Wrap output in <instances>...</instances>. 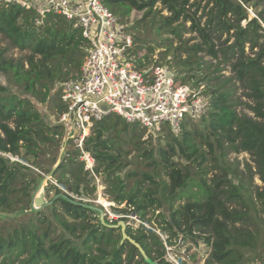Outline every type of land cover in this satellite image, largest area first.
<instances>
[{"label":"trees","instance_id":"16d2710c","mask_svg":"<svg viewBox=\"0 0 264 264\" xmlns=\"http://www.w3.org/2000/svg\"><path fill=\"white\" fill-rule=\"evenodd\" d=\"M101 1L123 20L132 9L143 11L144 16L158 14L160 10L155 9V3L160 2L169 15L152 17V24L157 23L159 32L165 30L177 39H181V31L185 30L183 23H191L189 29L197 33L200 41L191 45L183 41L184 45L171 50V61L164 64L155 60L154 63L169 68L176 65L179 68L176 74L182 70L188 72L182 77L185 82L197 77L191 86L207 96V109L198 125L194 124L198 120L189 121L190 125L185 123L177 134L164 127L167 128L164 145L143 147L140 137L135 135L137 161H143L152 173L143 171L127 192L126 183L118 175L125 167L122 146L128 131H134L138 125L127 123L115 114L106 116L93 125L84 141V149L94 158L93 172L114 181L113 201L121 204L128 200L141 219L146 208L158 211L168 203L169 219L157 213L166 224L162 230L170 236L181 232L183 240L196 244L201 241L209 246L204 264H247L263 260L259 253L247 259L245 251L255 249L264 228L260 215L264 213V5L259 0L252 3L251 0ZM200 2H204L203 23L200 22L202 15L195 17V11L190 9L192 6L198 9ZM254 4L261 9L258 17L249 19L247 9ZM224 34L225 39L216 48L213 39H220ZM230 38L233 39L229 43ZM0 39L6 41L5 46H0V71L9 72L23 91L43 103L48 101L55 83L76 76L84 55V39L70 22L58 15H48L36 26L32 12L17 6H0ZM246 44L251 54L245 53ZM132 47L129 55L142 66ZM10 48L28 51L24 58L27 68L23 59L6 57ZM178 50L186 53L184 59ZM203 51L217 60L212 72L220 71L219 64L229 62L233 75L221 80L219 75H210L211 72L202 74L198 53ZM205 78L218 81L199 85ZM232 79L243 88V96L251 103L234 95L236 85ZM242 104L251 115L237 110ZM59 127L44 122L31 100L0 87V212H29L17 225L0 231V262L148 264L137 248L123 239L121 226H114L117 220L112 221L113 224L106 219L102 221L91 203L61 191L52 183L48 188H53L55 194L45 205L46 211H35L31 207L32 171L6 154L22 159L37 158L40 146L56 142ZM229 151L250 154L261 186L254 191L247 187L243 181L247 174L243 176L237 166L227 164ZM75 152L78 155V151ZM66 154L68 157L56 165L52 176L57 174L58 184L72 180L73 185L68 189L80 196L86 192L89 173L72 152L66 151ZM174 157L186 164L182 165ZM210 168L220 172L208 177ZM125 177L134 178L136 174L131 172ZM144 182L149 186L143 189ZM80 184H83V192L79 190ZM93 191L94 186L90 192ZM184 197L186 202L174 208V200ZM124 232L143 248L151 264H172L165 259L163 242L151 229L125 225Z\"/></svg>","mask_w":264,"mask_h":264},{"label":"rangeland","instance_id":"374dc122","mask_svg":"<svg viewBox=\"0 0 264 264\" xmlns=\"http://www.w3.org/2000/svg\"><path fill=\"white\" fill-rule=\"evenodd\" d=\"M198 2L199 0H189V3ZM257 0H251V3ZM261 1L262 5H264V0ZM203 6L204 2H200V6L196 9L195 6L190 7L192 11H195V17L200 18V22L203 23L205 20V16H203ZM155 9L160 10L158 14H154L151 16H144L143 11H137L132 9L127 15L124 17L125 24L128 26L133 38V47L136 55H139L140 60L147 66H150L154 63L155 60H158L160 63H164L170 59H172L173 53L171 50L176 49L178 46L184 45L183 41H186L188 45H191L194 42H199L200 39L197 36L195 31H191L189 29L191 23L189 21L184 22L185 30L181 31V39H177L172 33L167 32L165 30L158 31L156 29L157 23L154 25L152 24V17H159L158 15L168 16L169 12L162 8L160 2L155 3ZM260 7L254 4L253 6L248 7V18L258 17V12L260 11ZM207 8H205V11ZM159 19V18H158ZM179 19L178 22H180ZM262 21V20H260ZM176 22V23H178ZM175 23V24H176ZM244 23V21H242ZM71 24V23H70ZM225 39V34L220 37V39L214 38V43L216 44V48L219 46V42ZM233 38H230L229 43L232 42ZM170 43V45H169ZM228 43V44H229ZM6 41L0 39V46H5ZM170 50V53H165V51ZM257 48H254L253 51H256ZM178 54L181 55V58L184 59L186 57V53L182 52V50L177 51ZM245 53L251 54L248 44L245 46ZM28 55V51H21L16 48L9 49L6 53V57L9 59H23L24 68L28 67L27 62L25 61V57ZM201 56V63H202V74L210 73V75H219V79H224L226 77L232 76L233 71L231 70V65L229 62L225 64H219L220 71L212 72L214 65L216 64L217 60L212 59L206 51L198 53ZM171 70L174 72L179 69L176 65L170 67ZM189 73L186 71H180L179 74L177 73L176 80L184 83H188L193 85V81L195 78L190 79L191 81L185 82L183 81L182 77H186ZM200 76V73H198ZM218 81V79H211L205 78L203 81L199 82L198 84L205 86L208 83H214ZM232 81L235 83L236 88L234 90V95L239 96L242 101H247L251 103L246 97L243 96V88L239 86V83L234 79ZM59 82L55 83L49 94L48 101L43 103L36 99L34 95H31L28 91H23L21 87H19L14 81L12 75L7 72L0 71V87L5 88L8 93H13L17 95H21L22 98H27L31 100L32 107L34 108L35 112L50 126L59 125L57 124V117L60 113L58 108V95L56 92L59 86ZM203 94V93H202ZM206 98L207 96L203 94ZM238 111H243L249 115L252 113L244 106V104L237 106ZM200 120L196 121L194 124L198 125ZM187 124L190 125V122ZM191 127V126H190ZM164 128V127H163ZM167 128L162 130H150V129H143L139 125L135 128L134 131H128L127 135L124 137L126 143L123 144V151L125 157V167L119 172V176L124 182L126 183L125 191L127 192L133 184L135 179L141 178V173L143 171L151 172L152 170L150 167L145 166V163L141 160L137 161L136 154L137 151L134 148L133 142L137 140V137H140V141L142 142V146H148L150 144L156 146V143L160 145H164V137L167 136ZM57 137H55L56 142H47L40 146L37 150V158H21L14 155H9L13 157V160L19 161L25 166H28L31 169L30 175L33 179V190L31 191V207L35 211H46L47 207L45 205L49 204L50 199L54 196L55 190L53 188H48L49 184L52 183L56 185L61 191L68 193L69 195L77 198L83 199L88 203L96 208L99 213L100 219L108 220L109 224L112 221L122 222V219H125L124 224L131 226L133 229L140 227L141 225L147 229H151L156 235L159 236L161 241L163 242L165 248V259L172 263V264H181V262H185L186 264H204L205 259L209 254V246H206L201 241L198 244L190 241V240H183L182 233L177 232L172 236L166 234L162 227H166V224L161 221L159 217V212L163 213L165 219H169L170 209L169 204L164 203L162 209L160 210H153L152 207L146 208L144 219H141L138 214L133 212V208L129 206L128 200H125L121 204H118L116 201H113L114 192L112 189V180H106L104 175L102 174H95L96 178L89 173L86 176V192L81 194L80 196L76 195L74 192L68 189L69 186L73 185L72 180H69L67 184H62L56 181L57 174L52 176V171L56 167V165L63 160V158H67L68 155L66 151L72 152V155L75 156L78 160V155L75 152L76 150L71 145V143L66 139V134L63 133V130L59 127L57 129ZM91 133V131L89 132ZM134 133V134H133ZM135 135L137 137H135ZM65 143L64 148H62L61 143ZM8 156V154H6ZM176 161H179L182 165L186 164L184 160H179L177 157L173 158ZM227 164L232 166H237V169L243 174L244 177L243 181L245 180L247 183V187L254 191L255 187H259L262 185L261 181L259 180V176L255 173L256 169L254 163L252 161V157L247 152H239L235 153L229 151L226 155ZM12 160V159H11ZM249 168H247V166ZM192 171V170H191ZM134 172L136 177L127 178L125 177L128 173ZM220 172L219 169L210 168L207 176L211 177L213 173ZM67 176V175H66ZM149 184L144 182L142 184L143 189L145 186ZM95 187V191L92 193L90 192L92 187ZM83 184L79 185V190L83 192ZM108 202L109 204L106 206L105 203H101L99 198ZM187 198L176 199L173 202V207H179L186 202ZM104 204L105 206H103ZM115 208V209H114ZM119 210V211H118ZM123 210V211H121ZM29 212L27 211H20L14 213H5L0 212V231L3 229H7L9 227L15 226L28 217ZM264 224V213H260ZM118 224V223H117ZM117 224H114L117 225ZM59 228V227H58ZM119 231L117 230L116 233ZM256 253H259L261 257H264V228H261L260 238L256 244L255 249H249L245 251V256L247 259L255 256ZM193 255V258L191 257ZM0 264H2L0 262Z\"/></svg>","mask_w":264,"mask_h":264},{"label":"built area","instance_id":"2783aa9c","mask_svg":"<svg viewBox=\"0 0 264 264\" xmlns=\"http://www.w3.org/2000/svg\"><path fill=\"white\" fill-rule=\"evenodd\" d=\"M0 6L31 11L36 26L48 15H58L80 31L85 46L79 70L54 91L60 111L57 124L78 151L84 171L95 178L94 158L84 149V141L86 131L106 116L115 114L150 130L167 127L177 134L206 112L207 98L176 80L168 66L135 63L129 55L133 38L126 22L101 0H0ZM247 264H264V257Z\"/></svg>","mask_w":264,"mask_h":264},{"label":"water","instance_id":"95a60500","mask_svg":"<svg viewBox=\"0 0 264 264\" xmlns=\"http://www.w3.org/2000/svg\"><path fill=\"white\" fill-rule=\"evenodd\" d=\"M117 225H120L121 226V232H122L123 239H127L128 241H130V243L133 244L137 248V250L139 251V253L143 257V259L146 261V263L151 264V261L148 258V256L146 255V253L143 250V248L137 242H135L133 239L129 238L125 234V232H124L125 224L123 222H118ZM117 225H115V226H117Z\"/></svg>","mask_w":264,"mask_h":264},{"label":"bare ground","instance_id":"6f19581e","mask_svg":"<svg viewBox=\"0 0 264 264\" xmlns=\"http://www.w3.org/2000/svg\"><path fill=\"white\" fill-rule=\"evenodd\" d=\"M196 89H197V88H196ZM91 129H92V128H91ZM86 133H88V134H89V132H88V131H86ZM88 134H87V135H88ZM8 155H10V154H8ZM6 156H7V155H6ZM7 157H9V156H7ZM11 157H12V156H11ZM9 158H10V157H9ZM10 159H11V158H10ZM99 201H100L101 203H102V202H103V203H105V205H106V206L109 204L108 202H106V201L102 200V199H101V196H100V198H99ZM102 205H103V206H105L104 204H102Z\"/></svg>","mask_w":264,"mask_h":264}]
</instances>
